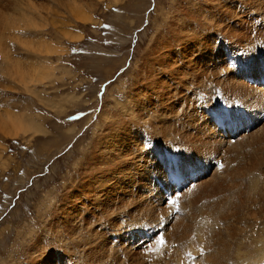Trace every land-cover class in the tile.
Wrapping results in <instances>:
<instances>
[{
    "label": "rangeland",
    "instance_id": "1",
    "mask_svg": "<svg viewBox=\"0 0 264 264\" xmlns=\"http://www.w3.org/2000/svg\"><path fill=\"white\" fill-rule=\"evenodd\" d=\"M1 1L2 0H0V36L4 34L1 28L6 29L7 27V32L5 30L6 39L3 43L7 47V55L12 59L6 62L3 52L0 50V118L1 115H4L3 117L8 115V117H12L14 120L20 118V120L25 121L26 119L23 125L26 124L25 126L27 128L23 126V131H28H26V133L16 131L18 125H15L11 120L6 121L3 119L0 123V264H30L31 260L37 264H41L43 261L45 264H92V262H94V264H133L134 262V264H142L147 260L148 261L145 262L146 264H155V262L156 264L160 262H162L160 264L192 263L190 258L185 256L186 253H189V256L194 255L197 257L194 261L195 264H212L213 262L217 264L215 262H219L220 259L225 260H221L223 264L226 260L228 262L226 264H264V249H262L264 248V134L262 137V134L260 136V134L256 135L253 133L257 126L264 125V115L258 117L256 108L254 109V107L251 106L250 102H258V97L255 96V94H251L253 93V88L256 86L249 85L243 78L244 73L240 71L246 70L250 76L252 74L254 76L257 73L254 69V63L257 62L255 58L259 56L258 60L264 61V56L262 57L261 55L263 53L261 49L264 51V2L257 0H224L225 2L223 0ZM241 2H243L244 5L241 4ZM259 2L261 3L257 4ZM209 5L211 6L209 7ZM261 8H263V10ZM184 13H186V15H183ZM22 14H24V18ZM211 16L212 18H209ZM222 16L224 17L223 20L221 19ZM213 17L216 19H213ZM225 19H227V21ZM235 19L238 20L236 21ZM10 20L11 22H9ZM208 21L212 23V25L210 23L208 25ZM235 21L239 27L233 24ZM175 22L180 25V27L176 26L177 31H181L180 34L185 32L183 44L190 55L185 57L186 54L184 55L180 49L179 55L173 58V61L176 62V67H180L179 69H181L184 74L182 81L185 82L181 83L184 86V90H182L183 87L180 86H177L179 93L178 91L172 90L167 98V102L169 103L166 105H169H165L166 108L165 106L162 107L156 104L139 108L137 104H133V114H142V119L138 122L140 123V128L133 130V134L130 136L129 144H131L129 148L131 149H128L129 151L126 149L127 157L121 161L119 171H116L110 176V181L107 177H98L97 184L99 182L103 184L102 188H98L96 187L97 184H94L92 180L90 182L89 161L90 152L91 149H93L95 140L97 141V139H99L100 135L104 132L103 128H106V123L104 124L103 120L107 121L105 118H110V120L116 122L115 117L117 116V111H119L118 108L120 106L122 107L120 110L121 113L126 114L128 112L129 114L131 112L132 109L128 111L129 109L127 108V110L125 106H127L130 99L133 100L135 97L132 93V88H137V86L144 87L142 84L143 82H140L137 77L139 75L138 73L142 75L143 73L145 74L146 69H151V67L154 68L153 65H150L151 63L147 62L146 58L153 60V56L157 54L159 56L161 55L159 53L161 47H158L157 42L160 38L163 39V37L167 36L168 32H166V30H170ZM6 24H8V26ZM227 24H230L228 26L229 28L226 27ZM214 25H217L219 28ZM223 26H225L228 31ZM220 27L224 28V31H227V33L223 32V29ZM257 29H259V31ZM260 30L263 31V33H261ZM257 31L261 34L256 33ZM224 33L229 36L226 37ZM247 33L250 38H248ZM261 35L262 38L260 37ZM210 38L214 39L211 40ZM234 38L238 39L236 40ZM244 39L247 43L248 40H250L249 43L251 45L247 44ZM230 42H232L231 44L233 45L239 44L237 46L240 48L238 49L236 45H234V49L233 45L227 44ZM180 43L179 41L178 44ZM154 45L157 49H154L156 48ZM192 45L193 48H191ZM191 50L196 52H192ZM205 50L208 51L205 52ZM150 51H152V54ZM198 52L201 53L199 54ZM251 55L253 58L254 56L256 57L253 59ZM203 56L204 58H202ZM230 56L235 59L231 65L228 63V57ZM142 57L146 60L144 58L142 59ZM13 61H16L17 66H14ZM169 65L171 66V62ZM187 66H189V68ZM142 68L145 69V72ZM196 71L198 72L194 73ZM212 75L214 77H212ZM162 76L159 74L160 79L171 87L173 83L170 82V78L163 74ZM198 76L200 80H198ZM230 76L235 77L239 81L242 79L241 82L245 84L242 86L239 85L238 87V84L230 80ZM201 78L203 79L201 80ZM210 79H213L211 83ZM193 81L196 83V86ZM149 83H152V81ZM179 88H181V90ZM240 88L241 90L239 91L238 89ZM256 88L259 90L263 89L262 86L261 88L260 86ZM223 89H225L226 93L223 92ZM246 90L247 93L243 92ZM186 92H188L189 95ZM238 92H241L239 96L237 95L239 94ZM249 93L251 94L250 96L248 95ZM183 96L187 98L186 101ZM187 96H189L190 99ZM237 96L239 98H237ZM240 96L243 98H240ZM198 100L199 102H197ZM172 103H174L175 107H173L174 105ZM170 104L173 106H170ZM177 105L178 107L181 105V107L178 109V107L176 108ZM201 106L203 108H201ZM167 107L170 108L168 109ZM225 107L238 109H235V112L230 117L231 124L234 125L235 133H231L229 136H227V134H229L232 129H229L222 123V121L227 119L228 109H225ZM161 108L164 111L161 110ZM173 108H175L174 111H176L173 113L174 116H171L173 115ZM124 110L127 111L124 112ZM192 110L197 112L193 113ZM147 111L148 114L146 113ZM166 111L169 112L167 113ZM189 111H192V113ZM190 113L195 117L193 118L190 116ZM155 114L159 116L156 115V117ZM184 114H186L187 118ZM215 114L220 116L219 119L215 117ZM143 116H145V118ZM183 117L185 118L184 121L187 120L185 122L189 124H185ZM196 118L201 122L200 124L198 122L199 125H202L204 121H206L205 123L214 131V136L216 137L217 135L219 137L221 132L225 131L226 133L223 135L222 139L225 140L223 142L225 146L224 144H222L223 147L219 146L212 137L210 139L206 138L207 143H202L207 146L203 147L202 145L201 148V143H199L201 141H199V139L202 135L204 137V133L201 126L198 125V127H196V124H194L195 122L193 120L197 122ZM157 120L158 122L160 121V124ZM151 122L154 125L152 126V130H150L152 125ZM207 122H210V124ZM155 123L157 125H155ZM190 124H192L191 127ZM29 126L31 128L34 126L32 129H34L33 131L35 133ZM101 126H103V128H101ZM251 126L252 128L247 132V129ZM173 127L178 130H175V132L172 131ZM179 127H182V129ZM193 127L195 129L201 127L202 132L199 130L200 128L198 129L199 131L196 130L197 132L193 131ZM163 128L165 130L167 129V134ZM2 129L7 130V132H17L18 135L16 137H8V135L1 133ZM186 129L189 130V132L192 131V134L190 133L191 136L193 135L192 138L189 132H186ZM179 132L182 135H180ZM194 132H196L195 134L197 135H195ZM162 133H165L166 137L165 135L162 137ZM134 134H136V136ZM178 136H181L182 139ZM157 138L161 140V142ZM248 138L251 139L249 140ZM133 139L134 141H132ZM173 139H175V141ZM180 139L185 143L183 144ZM185 139L187 140L185 141ZM190 139H194V141L198 140L199 142L195 141L193 144V142H191L193 140ZM201 140L205 141V137ZM208 140H211V143ZM175 142H177V144H175ZM196 143L199 146L198 148L202 149L200 151H204V153L201 154L198 152V154H195V152L197 153L198 151V149L194 151L196 150L195 148H197ZM189 144L191 146L195 145L196 147L190 148L191 146H189ZM209 144L211 145L209 146ZM215 145H218L219 148ZM135 146H137V148ZM214 147L216 150L218 149L217 152H214L215 149L212 150ZM204 148L206 151L208 148L211 149L207 151L209 154L205 153L206 151ZM186 149L190 150L187 151ZM228 150H232V152L229 153ZM185 154H189L188 156L191 158L188 157L187 160H185L186 156H183ZM204 154H206V156ZM213 154H215V156ZM250 154H253L254 158L252 155L250 157ZM193 155L195 156L193 157ZM242 155H246L248 159L245 156L242 157ZM145 157L147 158L146 160ZM255 158L257 159L255 160ZM236 159H238V161ZM148 160H150V162H147ZM233 160L235 162H233ZM203 161L206 165L203 164ZM242 161H245V169L244 166L241 167V165H244V163L241 164ZM238 162L240 163L239 167L242 169L243 173H240L241 171L239 172L241 169H239L237 165L239 164ZM207 166H209V168ZM144 168L146 169L143 170ZM228 168L230 171H233L229 172ZM167 170H170L172 173L175 172L182 178V184L178 185L179 189L177 186L173 188L175 192H172L169 181L166 179ZM225 171L226 173L224 174ZM234 171L235 173H233ZM236 172L239 174L238 177L240 178L235 176L237 175ZM244 174L246 177H249L242 178ZM210 175L213 176L211 177ZM230 175H232V177H230ZM233 176H235L234 179ZM132 178L134 180H132ZM169 179H171L170 176ZM205 179L206 181L204 182ZM225 179H231L228 180L231 186ZM238 179H241L242 182ZM124 180H128V182ZM104 181L106 182L104 183ZM140 182L143 186H141ZM199 183L200 186L198 185ZM215 184H217V187L214 188V186H216ZM218 185L221 186V190ZM91 186H93V190L90 189ZM225 187L227 188L225 189ZM234 187L237 188L235 189ZM231 188L233 189L231 190ZM128 193H130V195ZM146 193L148 196L147 198H145L144 195L141 196V194L146 195ZM213 193L216 195L213 196ZM124 194L126 197H123ZM199 194H201V196ZM129 196L130 198H128ZM137 199H139L140 202ZM238 199L241 200V202H239ZM135 200L136 203L138 202L136 205L139 206L141 203L143 206L140 204L139 208H136L138 206L135 207V202L131 203ZM145 200L147 201L145 202ZM157 200H160V202ZM127 201L128 203H126ZM161 201L163 203H161ZM122 203L126 208L121 206ZM129 203L133 206H130ZM149 204L151 207H155V209L149 207ZM189 204L192 208H190ZM113 206L116 210H114ZM117 207L121 210H118ZM232 207H235V209H232ZM122 208L124 214H129L123 215V213H121L123 212ZM127 208L129 212L126 211ZM129 208L131 209L129 210ZM134 209L136 210L135 212ZM138 209L139 212L137 211ZM222 213H224L226 217L221 216L223 215ZM228 213L229 215L232 213V216L230 217ZM247 213L248 215H246ZM250 213H253L251 217L249 216ZM147 214L152 218L150 217V219ZM236 215L239 219L235 217ZM217 216L218 218L221 216V219H217ZM116 218L119 219L117 220ZM122 218L125 219L121 221ZM223 218L228 219L224 221ZM186 219L188 220L186 221ZM232 220L237 221V223L235 222L236 225L232 224L234 223ZM174 222H190V226L192 227L190 230L192 231H189L191 235L188 233L189 236L186 237V242L180 241L176 243L177 239H175V241L174 238H170L174 237V234L170 237L166 236L168 228ZM198 224H201V227L198 226ZM231 226L233 228L234 226L237 227L232 229ZM230 230L235 231H233L234 234L233 232L232 234L236 236V239H229V236H233L231 232L229 233ZM215 232L216 234L217 232L219 234L221 233V236L218 234V236L215 237ZM227 232L230 234L229 236ZM117 235H119L120 238ZM224 235L226 238L223 237ZM219 236L221 240L218 239ZM109 237H112V240H110ZM198 237L199 239H197ZM216 238L223 243V246L221 244V248L223 247L222 249L225 250L220 248V242ZM103 240L105 242L106 252L103 251L102 253L98 252L95 248L96 246L99 247ZM170 240H174L175 242H171ZM230 241L233 243L231 242V244ZM214 242L218 243L219 249L224 252V256L219 250L216 251L218 245ZM225 243L226 245H224ZM176 244L178 246H175ZM132 248H135L134 251ZM213 249H215V254H220H216L218 259L217 257L215 258L214 254V258L217 259V261L212 260L213 262L209 263L208 259L205 258L210 255L208 252L214 251ZM159 251L160 256H162V259L160 258L161 261L159 259ZM226 251L228 253H226ZM125 252H127V254ZM105 253L107 256L109 255L108 258ZM150 254L154 255V257L159 256L157 257L159 262L157 258H154L156 261H152L151 258H149L152 256ZM177 254L179 256H177ZM140 255L146 256L147 258H138ZM221 255L223 257H221ZM128 256H130V258L132 256L131 259L133 260H130L131 262L128 260L130 259ZM113 257L115 258L114 261H112L114 259ZM163 258L164 263L162 261ZM138 260H141L142 263L141 261L138 262ZM165 260H168V262ZM96 261H98V263ZM219 263L222 264L221 262Z\"/></svg>",
    "mask_w": 264,
    "mask_h": 264
},
{
    "label": "bare ground",
    "instance_id": "2",
    "mask_svg": "<svg viewBox=\"0 0 264 264\" xmlns=\"http://www.w3.org/2000/svg\"><path fill=\"white\" fill-rule=\"evenodd\" d=\"M3 1V0H2ZM1 1V2H2ZM206 1V0H205ZM215 1V0H214ZM224 1V0H223ZM248 1H251V0H248ZM256 1V0H255ZM257 1H262V2H264V0H257ZM21 2V1H20ZM225 2V1H224ZM238 2V1H237ZM245 2V1H244ZM59 3V2H58ZM214 3V2H213ZM216 3H217V1H216ZM220 3V2H219ZM219 3H218V5H219ZM261 2H259V3H257V4H260ZM67 4H68V2H67ZM74 4V3H73ZM210 4V3H209ZM223 4V3H222ZM227 4V3H226ZM231 4V3H230ZM241 4H243V2H241ZM247 4V3H246ZM251 4V3H250ZM256 4V3H255ZM257 4L255 5L256 7H257ZM2 5V4H1ZM7 5H8V3H7ZM206 5V4H205ZM244 5V4H243ZM68 6V5H67ZM75 6V5H74ZM211 5H209V7H210ZM227 6V5H226ZM242 6V5H241ZM264 6V5H263ZM215 7V6H214ZM225 7V6H224ZM252 7V6H251ZM234 8V7H233ZM233 8H231V9H233ZM199 9V8H198ZM221 9V8H220ZM235 9V8H234ZM233 9V10H234ZM262 10H263V8H261ZM260 9V10H261ZM8 10V9H7ZM208 10V9H207ZM253 10V9H252ZM261 10V11H262ZM79 11V10H78ZM206 11V10H205ZM210 11V10H209ZM221 11V10H220ZM223 11V10H222ZM228 11V10H227ZM231 11V10H230ZM229 11V12H230ZM259 11V10H258ZM7 12V11H6ZM75 12V11H74ZM217 12V11H216ZM257 12V11H256ZM263 12V11H262ZM212 13V12H211ZM210 13V14H211ZM221 13V12H220ZM225 13V12H224ZM247 13V12H246ZM260 13V12H259ZM258 13V14H259ZM73 14V13H72ZM213 14H214V12H213ZM218 14V13H217ZM216 14V15H217ZM226 14H229V13H226ZM251 14V13H250ZM183 15H186V13H184ZM219 15V14H218ZM217 15V16H218ZM222 15H223V13H222ZM233 15V14H232ZM249 15V14H248ZM22 16H23V18H24V14H22ZM217 16H215V17H217ZM228 16V15H227ZM226 16V17H227ZM250 16V15H249ZM252 16H253V14H252ZM215 17H213V19H216ZM221 17V16H220ZM225 17V18H226ZM231 17V16H230ZM209 18H212V16L211 17H209ZM223 16H222V20H223ZM244 18V17H243ZM263 18H264V16H263ZM203 19V18H202ZM212 19V20H213ZM246 19V18H245ZM261 19V18H260ZM207 20H209V19H207ZM206 20V21H207ZM212 20H211V22H212ZM221 20V21H222ZM226 21H227V19H225ZM230 20V19H229ZM236 20V19H235ZM238 20V19H237ZM236 20V21H237ZM7 21V20H6ZM236 21H235V23H233L234 25L236 24ZM9 22H11V20L9 21ZM170 22V21H169ZM180 22V21H179ZM214 22V21H213ZM233 22V21H232ZM250 22V21H249ZM263 22H264V20H263ZM21 23V22H20ZM25 23V22H24ZM28 23V22H27ZM209 21H208V25H209ZM219 23H221V22H219ZM174 25H172V28L170 29V30H166V32H168V34H167V36H165V37H163V39H159V41L157 42V45H158V47L160 46L161 47V49H159V53L161 54L160 56L157 54L156 56H153L154 57V59L153 60H149L148 58H146L147 59V62H149V63H151L150 65H153V67L154 68H152L151 67V69H143V71L145 72V74L143 75H141L140 73H138L139 75L137 76L138 77V79H139V81L141 82H143L142 84H143V86L144 87H142V86H137V88L135 87H133L132 88V93L135 95V97H134V99L132 100V99H130L129 100V102H128V104H127V106H125L126 107V109L128 110V111H130V109H132V106H133V104H137L138 105V107L139 108H142V107H148V106H151V105H154V104H156V105H160V106H162V107H164L167 103H169V102H167V98H168V96L170 95V92L173 90V91H178V88H177V86H180V87H183L182 88V90H184V86H183V84H181L182 82H185V81H182L183 80V76H184V74L182 73V70L181 69H179L178 67H176V65H175V61H173V58H175V57H177V55H179L178 53H179V50L181 51V52H183V54L185 55L186 54V56L185 57H187L188 55H189V51L184 47L185 45L183 44V41L185 40V36H184V34H185V32H182L181 34H180V32L179 31H177V27L176 26H178V27H180V25H178L177 24V22H175V23H173ZM200 24V23H199ZM211 25H212V23H210ZM230 24H232V23H230ZM229 24V25H230ZM7 26H8V24H6ZM219 25V24H218ZM221 25V24H220ZM224 25V24H223ZM228 24H227V28H229L228 26H229ZM237 25V27H239L238 26V24H236ZM261 25H263V24H261ZM2 26V25H1ZM167 26V25H166ZM215 27H218L217 25H214ZM170 27V26H169ZM212 27V26H211ZM225 29H227L225 26H223ZM237 27H236V30H237ZM207 28H209V27H207ZM214 28V27H213ZM212 28V29H213ZM219 28V27H218ZM220 28H222V27H220ZM224 28H222L223 29V32H226L227 33V31H228V29H227V31H224L225 29ZM246 28V27H245ZM259 28V27H258ZM261 28V27H260ZM190 29V28H189ZM217 29V28H216ZM215 29V30H216ZM234 29V28H233ZM5 30H6V32H7V27H6V29H3V28H1V31H3L4 32V34H1V36H0V50L3 52V55H4V57H5V59H6V62H9V61H11V59H10V57L7 55L8 53H7V47L5 46V44L3 43L4 42V40L6 39V36H5ZM235 30V31H236ZM258 31H259V29H257ZM191 31V30H190ZM217 31V30H216ZM215 31V32H216ZM235 31H233V32H235ZM238 31V30H237ZM236 31V32H237ZM240 31V30H239ZM256 32V33H259V32ZM261 31V30H260ZM264 31V30H263ZM263 31H261V33H263ZM245 32V31H244ZM191 33H192V31H191ZM217 33V32H216ZM230 33H231V30H230ZM239 33V32H238ZM237 33V34H238ZM241 33H243V32H241ZM241 33H240V36H241ZM249 33V32H248ZM247 33V34H248ZM261 33H259V34H261ZM225 34V33H224ZM232 34V33H231ZM222 35V34H221ZM226 35V37L227 36H229V35H227V34H225ZM234 35V34H233ZM232 35V36H233ZM184 36V37H183ZM203 36V35H202ZM239 36V35H238ZM237 36V37H238ZM239 36V37H240ZM245 36H246V33H245ZM225 37V36H224ZM235 37H236V35H235ZM242 37V36H241ZM261 38H262V35L260 36ZM194 38V37H193ZM231 38H233V37H231ZM245 38V37H244ZM247 38V37H246ZM248 38H250V36H249V34H248ZM264 38V37H263ZM165 39V40H164ZM167 39V40H166ZM188 39V38H187ZM211 40L212 39H214V38H210ZM227 39H229V38H227ZM234 39H236V38H234ZM238 39V38H237ZM236 39V40H237ZM207 40V39H206ZM210 40V41H211ZM245 40V39H244ZM181 42L180 44H178V42ZM203 41H205V40H203ZM232 41V40H231ZM235 41V40H234ZM246 41V40H245ZM249 41L250 40H248V43H247V41H246V43L247 44H250L249 43ZM264 41V40H263ZM186 42V41H185ZM195 42V41H194ZM202 42V41H201ZM209 42V41H208ZM233 42V41H232ZM232 42H230V43H227V44H231ZM156 43V42H155ZM234 43V42H233ZM244 43V42H243ZM204 44V43H203ZM206 44H207V42H206ZM172 45H175V46H172ZM231 45H233V44H231ZM234 45H236V48H238V46L237 45H239V44H234ZM234 45H233V47H234ZM251 45V44H250ZM262 45V44H261ZM260 45V46H261ZM155 46V45H154ZM205 46V45H204ZM211 46V45H210ZM263 46H264V43H263ZM152 47H153V45H152ZM156 47V46H155ZM206 47V46H205ZM204 47V48H205ZM208 47V46H207ZM212 47V46H211ZM245 47V46H244ZM247 47V46H246ZM191 48H193V45H192V47ZM196 48V47H195ZM231 48H232V46H231ZM240 48V47H239ZM238 48V49H239ZM253 48H254V46H253ZM152 49V48H151ZM154 49H157V47L156 48H154ZM234 49H235V47H234ZM153 50V49H152ZM197 50V49H196ZM204 50V49H203ZM242 50V49H241ZM262 51L261 52H263L261 55H262V57L264 56V51H263V49H261ZM192 51V50H191ZM194 51V50H193ZM192 51V52H193ZM200 51H201V48H200ZM206 51H208V50H205V52ZM213 51V50H212ZM219 51V50H218ZM244 51V50H243ZM151 52V54H152V51H150ZM157 52V51H156ZM194 52H196V51H194ZM236 52V51H235ZM259 52V51H258ZM199 53V52H198ZM201 53V52H200ZM199 53V54H200ZM210 53V52H209ZM217 53V52H216ZM215 53V54H216ZM153 54H155V53H153ZM182 54V55H183ZM211 54V53H210ZM255 55V54H254ZM260 55V56H261ZM190 56V55H189ZM198 56V55H197ZM211 56H213V55H211ZM216 56V55H215ZM250 56V55H249ZM258 56V55H257ZM199 57V56H198ZM245 57V56H244ZM251 57L253 58V56L251 55ZM250 57V58H251ZM256 56H254V58H255ZM259 57V56H258ZM258 57H256L255 58V60H257V62L256 63H254L255 64V67H254V69L256 70V74L253 76V74L251 75V76H253L254 78H259L260 76H264V61L263 60H258ZM144 57H142V59H143ZM201 58V57H200ZM202 58H204V56L202 57ZM206 58V57H205ZM208 58V57H207ZM215 58V57H214ZM216 58H220V57H216ZM222 58V57H221ZM246 58V57H245ZM244 58V59H245ZM249 58V57H248ZM248 58H247V60H248ZM253 58V59H254ZM145 59V58H144ZM145 59V60H146ZM188 59H189V57H188ZM252 59V60H253ZM263 59V58H262ZM176 60V59H175ZM204 60V59H203ZM222 60V59H221ZM250 60V59H249ZM144 61V60H143ZM177 61V60H176ZM210 61V60H209ZM263 61V62H262ZM14 62V66H17V63H16V61H13ZM146 62V61H145ZM170 62H171V66L169 65L170 64ZM212 62V61H211ZM215 62V61H214ZM219 62V61H218ZM252 62V61H251ZM11 63V62H10ZM148 63V64H149ZM189 63V62H188ZM192 63H193V61H192ZM199 63V62H198ZM147 64V65H148ZM194 64V63H193ZM196 64V63H195ZM201 64V63H200ZM205 64V63H204ZM207 64H209V63H207ZM216 64V63H215ZM238 64V63H237ZM18 65H19V63H18ZM169 65V66H168ZM175 65V66H174ZM182 65V64H181ZM186 65V64H185ZM189 65H191V64H189ZM143 66V65H142ZM204 66V65H203ZM211 66V65H210ZM214 66V65H213ZM254 66V65H253ZM188 68H189V66H187ZM193 67V66H192ZM209 67V66H208ZM212 67V66H211ZM218 67V66H217ZM217 67H216V69H217ZM150 68V67H149ZM182 68V67H181ZM194 68V67H193ZM221 68V67H220ZM219 68V69H220ZM140 69V68H139ZM192 69V68H191ZM214 69V68H213ZM215 69V70H216ZM218 69V70H219ZM141 70V69H140ZM194 70V69H193ZM192 70V71H193ZM196 70H197V68H196ZM200 70L202 71V69L200 68ZM210 70V69H209ZM22 71V70H21ZM142 71V70H141ZM205 71H206V69H205ZM208 71V70H207ZM213 71V70H212ZM220 71V70H219ZM140 72V71H139ZM185 72V71H184ZM198 71H196V72H194V73H197ZM204 72V71H203ZM42 73H43V71H42ZM206 73V72H205ZM219 73V72H218ZM228 73V72H227ZM29 74V73H28ZM39 74H41V73H39ZM159 74H161V76H162V74L164 75V76H168L169 78H170V82H172L173 84L171 85V87L169 86V85H166V83H164V81L162 80V79H160V77H159ZM188 74V73H187ZM202 74V73H201ZM30 75H31V73H30ZM29 75V76H30ZM36 75V74H35ZM194 75V74H193ZM211 75V74H210ZM222 75V74H221ZM220 75V76H221ZM196 76H197V74H196ZM40 77H41V75H40ZM141 77H143V78H141ZM163 77V76H162ZM191 77V76H190ZM201 77V76H200ZM204 77V76H203ZM208 77V76H207ZM212 77H214L213 75H212ZM141 78V79H140ZM165 78V77H164ZM197 78V77H196ZM198 78H199V76H198ZM168 79V78H167ZM187 79H189V78H187ZM203 78H201V80H202ZM208 79V78H207ZM144 80V81H143ZM165 80V79H164ZM198 80H200V78L198 79ZM211 80H213V79H210V83H211ZM230 80L231 81H234L235 82V84H238V87H239V85L240 86H242V85H244L245 83L244 82H241V80L239 81L238 79H236L235 77H232V76H230ZM152 81V83H149V82H151ZM189 81V80H188ZM188 81H186V82H188ZM194 82V81H193ZM203 82V81H202ZM205 83H207V82H205ZM230 83V82H229ZM231 83H233V82H231ZM189 84H190V82H189ZM199 84V83H198ZM220 84V83H219ZM223 84V83H222ZM191 85V84H190ZM194 85L196 86V83L194 82ZM206 85V84H205ZM233 86H235L234 84H232ZM247 85V84H246ZM135 86V85H134ZM217 86V85H216ZM248 86V85H247ZM247 86H246V89H247ZM197 87H198V85H197ZM220 87V86H219ZM251 87V86H250ZM257 87V86H256ZM253 88V93H251L252 95H254L255 94V96H257L258 97V102L257 103H255V102H250V104H251V106L252 107H254V109L256 108V111L258 112V117H261L262 115H264V112H263V110H264V88L262 89V90H259V89H257V88ZM187 88H188V86H187ZM195 89H198V88H196V87H194ZM206 88V87H205ZM220 88H222V87H220ZM245 88V87H244ZM243 88V89H244ZM260 88H261V86H260ZM180 90H181V88H179ZM201 89H202V87H201ZM203 89H204V87H203ZM187 90V89H186ZM224 91L223 92H225V89H223ZM239 91L241 90V88L240 89H238ZM258 90V91H257ZM192 91V90H191ZM203 91V90H202ZM189 92H190V90H189ZM198 92V91H197ZM213 92V91H212ZM243 92H246L247 93V90L246 91H243ZM242 92V93H243ZM252 92V91H251ZM178 93H179V91H178ZM177 93V94H178ZM183 93V92H182ZM181 93V94H182ZM187 94H188V92H186ZM192 93H194V92H192ZM200 93H202V92H200ZM215 93V92H214ZM226 93V92H225ZM229 93V92H228ZM234 93V92H233ZM237 93V92H236ZM239 93V92H238ZM173 94V93H172ZM199 94V93H198ZM207 94V93H206ZM212 94V93H211ZM210 94V95H211ZM241 94V92L239 93V94H237L238 96ZM250 93L248 94L249 96L251 95ZM174 95H175V93H174ZM184 95H185V93H184ZM189 95V94H188ZM217 95V94H216ZM243 95V94H242ZM193 96V95H192ZM195 96V95H194ZM200 96V95H199ZM237 96V98H239ZM188 98H189V96H187ZM171 98V97H170ZM172 98H174V97H172ZM183 98H185V101H186V97H184L183 96ZM204 98V97H203ZM236 98V97H235ZM240 98H243V97H241L240 96ZM251 98H252V96H251ZM190 99V98H189ZM208 99V98H207ZM142 100V101H141ZM177 100V99H176ZM182 100V99H181ZM196 100V99H195ZM194 100V101H195ZM201 100V99H200ZM236 100V99H235ZM239 100V99H238ZM247 100V99H246ZM253 100V99H252ZM256 100H257V98H256ZM174 101V100H173ZM173 101H171V102H173ZM184 101V102H185ZM187 101H189V100H187ZM207 101V100H206ZM255 101V100H254ZM170 102V103H171ZM179 102V101H178ZM184 102H183V104H184ZM197 102H199V100L197 101ZM202 102V101H201ZM237 102V101H236ZM239 102H240V100H239ZM238 102V103H239ZM242 102H243V100H242ZM241 102V103H242ZM246 102V101H245ZM176 103V102H175ZM181 103V102H180ZM179 103V104H180ZM187 103V102H186ZM203 103V102H202ZM205 103V102H204ZM206 103H208V102H206ZM210 103H212V102H210ZM173 105H174V103H172ZM172 104H170V106L172 105ZM192 104H193V102H192ZM194 104H195V102H194ZM228 104V103H227ZM242 104H244V103H242ZM169 105V104H168ZM168 105H166V106H168ZM172 105V106H173ZM182 105V104H181ZM181 105H180V107H181ZM185 105H187V104H185ZM196 105H197V103H196ZM207 105V104H206ZM235 105V104H234ZM247 105V104H246ZM245 105V106H246ZM261 105H263V106H261ZM166 106H165V108H166ZM187 106H189V105H187ZM195 106V105H194ZM242 106V105H241ZM124 107V108H125ZM131 107V108H130ZM173 107H175V105L173 106ZM178 107V105L176 106V108ZM180 107H178V109L180 108ZM197 107V106H196ZM154 108V107H153ZM168 108V107H167ZM170 108V107H169ZM168 108V109H169ZM172 108V107H171ZM185 108H186V110H187V107L185 106ZM192 108V107H191ZM201 108H203L202 106H201ZM201 108H200V110H201ZM211 108V107H210ZM239 108V107H238ZM122 109V107L120 106L119 108H118V110L119 111H117L118 113H117V116L115 117V119H116V122L115 121H113V120H110V118H105L107 121H104L103 120V122H104V124L106 123V128H103V126H101V128H103L104 129V132L100 135V137H99V139H97V141L95 140V142H94V145H93V149H91V152H90V161H89V170H90V182H91V180L93 181V183L94 184H97V179H98V177L99 178H101L100 176H103V178L104 177H107L108 178V180L110 181V176L112 175V174H114L116 171H119V167H120V163H121V161L122 160H124L126 157H127V151H126V149L128 150V149H131V148H129V145L131 144H129V140H130V136L133 134V130H136V129H138V128H140V123H138L141 119H142V114L141 115H135V114H133V109L131 110V112L128 114V112L126 113V114H124V113H121V110ZM136 109V108H135ZM147 109V108H146ZM174 109L175 108H173L172 110H173V112H172V114L176 111H174ZM184 109V108H183ZM234 109V108H233ZM235 109H237V108H235ZM248 109V108H247ZM251 109V108H250ZM126 110V111H127ZM161 110H163L162 108H161ZM182 110V109H181ZM191 110V109H190ZM196 110H198V109H196ZM211 110V109H210ZM238 110V109H237ZM125 110H124V112H126ZM146 111V110H145ZM150 111V110H149ZM152 111V110H151ZM164 111V110H163ZM193 111V110H192ZM192 111H189V112H191L192 113ZM220 111V110H219ZM218 111V112H219ZM135 112V111H134ZM141 112V111H140ZM155 112V111H154ZM157 112V111H156ZM159 112V111H158ZM167 112V111H166ZM169 112V111H168ZM167 112V113H168ZM181 112V111H180ZM195 111H193V113H194ZM197 112V111H196ZM195 112V113H196ZM139 113V112H138ZM147 114H148V111L146 112ZM162 113V112H161ZM182 113V112H181ZM185 113V112H184ZM190 113V116H192V114ZM221 113V112H220ZM145 114V113H144ZM150 114H151V112H150ZM154 114V113H153ZM158 114V113H157ZM157 114H155V116L157 115ZM165 114V113H164ZM187 114H189V113H187ZM217 114H219V113H217ZM217 114H215L216 116V118L217 119H219V115H217ZM162 115V114H161ZM176 115V114H175ZM185 115V117H186V114H184ZM200 115V114H199ZM209 115V114H208ZM235 115V114H234ZM255 115H256V113H255ZM4 115H1V118H0V123L2 122V120L3 119H5L6 121H8V120H11V121H13V123H15V125H18L17 127H16V131H18V132H24V133H26V131H28V130H26V131H23V126L25 127V128H27L25 125H23L24 124V122H26V119L25 118H23V119H25V121H22V120H20V118H18L17 120H14V118H12V117H8V115H6L5 117H3ZM146 116H148V115H146ZM157 116H159V115H157ZM156 116V117H157ZM164 116V115H163ZM165 116L167 117V115L165 114ZM171 116H174V114L173 115H171ZM188 116V115H187ZM239 116V115H238ZM3 117V118H2ZM144 118H145V116H143ZM149 117V116H148ZM189 117V116H188ZM193 117V116H192ZM192 117H190V118H192ZM195 117V116H194ZM193 117V118H194ZM199 117V116H198ZM235 117V116H234ZM257 117V116H256ZM159 118V117H158ZM176 118V117H175ZM187 118V117H186ZM241 118V117H240ZM146 119H148V118H146ZM156 119V118H155ZM178 119H179V117H178ZM184 117H183V121H184ZM189 119V118H188ZM202 119V118H201ZM235 119H237V118H235ZM234 119V120H235ZM170 120V119H169ZM175 120V119H174ZM180 120V119H179ZM191 120V119H190ZM196 120H197V118H196ZM216 120V119H215ZM221 120V119H220ZM145 121V120H144ZM163 121V120H162ZM161 121V122H162ZM167 121H168V118H167ZM171 121V120H170ZM173 121V120H172ZM178 121V120H177ZM185 121H187V120H185ZM184 121V122H185ZM192 121V120H191ZM195 123H194V122ZM192 122L194 123V124H196V127H198V125L201 123V122H199V119L197 120V122L195 121V120H193ZM154 122H156V121H154ZM157 122H158V120H157ZM160 122V121H159ZM158 122V123H159ZM165 122V121H164ZM180 122H181V120H180ZM198 122H199V124H198ZM206 121H204V123L202 124V125H199V126H201L202 127V130H203V133H204V137H205V141L203 140H201L202 138H204L203 137V135H202V137L199 139V141H201V142H199L198 140H195V141H198L199 143H201V148H202V145H203V143L204 144H206L207 142H206V138L207 139H210V138H212L213 137V140L215 141V142H217V144L219 145V146H221V147H223V145L222 144H224L223 142L225 141V140H222L223 139V135L226 133L225 131H222L221 132V135H219V137H218V135H217V137L216 136H214L215 135V133H214V131L210 128V127H208L207 126V124L205 123ZM12 123V122H11ZM152 123V122H151ZM150 123V124H151ZM171 123V122H170ZM173 123V122H172ZM176 123V122H175ZM174 123V124H175ZM207 123H209L210 124V122H207ZM5 124V123H4ZM28 124V123H27ZM30 124V123H29ZM118 124V125H117ZM149 124V125H150ZM160 124V123H159ZM185 124H189L188 122L186 123L185 122ZM193 124V125H194ZM11 125V124H10ZM31 125V124H30ZM33 125V124H32ZM155 125H157L156 123H155ZM169 125V124H168ZM178 125V124H177ZM13 126H14V124H13ZM152 126H154L153 125V123H152V125H151V128H150V130H152L153 128H152ZM161 126H163V125H161ZM171 126V125H170ZM175 126V125H174ZM187 126V125H186ZM192 126V124H190V127ZM212 126V125H211ZM30 127V126H29ZM29 127H28V129H29ZM148 127V126H147ZM184 127V126H183ZM201 127H199V128H197V129H195L194 127V130L193 131H196V130H200L201 131ZM8 128V127H7ZM9 128H12V127H9ZM32 128H34V126L32 127ZM31 127H30V129H32ZM160 128V127H159ZM159 128H158V130H159ZM169 128V127H168ZM174 128V129H173ZM172 128V131H174L175 132V130H178V129H175V127H173ZM180 128V127H179ZM192 128V129H193ZM161 129H162V127H161ZM164 129V128H163ZM180 129H182V127L180 128ZM1 130V129H0ZM34 129H32V131H33ZM36 130V129H35ZM155 130V129H154ZM167 130V129H166ZM166 130L164 129V131L166 132ZM169 131H170V128L168 129ZM198 130V131H199ZM9 131V130H8ZM30 131V130H29ZM157 131V130H156ZM171 131V132H172ZM180 131V130H179ZM189 132V130H187L186 129V132ZM34 132V131H33ZM141 132V131H140ZM160 132V131H159ZM162 132H163V130H162ZM178 132V131H177ZM192 132V131H191ZM191 132H189V134L191 133ZM197 132V131H196ZM196 132H194V134L196 133ZM202 132V131H201ZM228 132V131H227ZM253 132V131H252ZM1 133H4V135H8V137H10V136H13V137H16L17 135H18V133L17 132H14V131H10V132H7V130H3L2 129V131H1ZM35 133V132H34ZM169 133V132H168ZM184 133V132H183ZM198 133H200V132H198ZM254 134H256V135H258V134H260V136H261V134H262V137H263V134H264V125L263 126H261V125H259V126H257V128H256V130H255V132H253ZM23 134V133H22ZM166 134H167V132H166ZM169 134H171V133H169ZM175 134V133H174ZM179 134H180V132H179ZM192 134V133H191ZM191 134H190V137L192 138V136H191ZM252 134V133H251ZM251 134H249V135H251ZM135 136H136V134H134ZM142 135V134H141ZM156 135V134H155ZM163 135H165V133H162V137H163ZM171 135H173V134H171ZM180 135H182V134H180ZM188 135V134H187ZM195 135H197V134H195ZM194 135V136H195ZM200 135V134H199ZM198 135V136H199ZM255 135V136H256ZM158 136V135H157ZM170 136V135H169ZM176 136V135H175ZM245 136H246V134H245ZM134 137V136H133ZM139 137V136H138ZM137 137V138H138ZM154 137V136H153ZM152 137V138H153ZM165 137H166V135H165ZM179 137V136H178ZM181 137V136H180ZM179 137V138H180ZM184 138H186L185 136H183ZM174 138V137H173ZM178 138V139H179ZM196 138V137H195ZM255 138V137H254ZM260 138V137H259ZM135 139V138H134ZM134 139L132 140V141H134ZM144 139V138H143ZM154 139H155V137H154ZM158 139V138H157ZM161 139V138H160ZM163 139V138H162ZM181 139H182V137H181ZM180 139V140H181ZM189 139V138H188ZM249 139V138H248ZM251 139V138H250ZM249 139V140H250ZM264 139V138H263ZM137 140V139H136ZM139 140H141V139H139ZM156 140V139H155ZM154 140V141H155ZM159 140V139H158ZM157 140V141H158ZM170 140V139H169ZM174 141H175V139H173ZM187 139H185V141H186ZM190 140H193V141H191V142H193V144L195 143V141H194V139H190ZM258 140H260V139H258ZM160 142H161V140H159ZM208 141H210V143H211V140H208ZM180 142V141H179ZM181 142H183V144L185 143L184 141H182L181 140ZM197 142V143H198ZM203 142V143H202ZM206 142V143H205ZM156 143V142H155ZM188 143V142H187ZM196 143V145H197V148H195L193 145L191 146L190 144H189V146H191L190 148H195L196 150H194V151H197V149H198V151H197V153L195 152V154H198V152H200L201 154L202 153H204V151H200V150H202L201 148L199 149L198 147V144ZM209 143V142H208ZM259 143H260V141H259ZM175 144H177V142H175ZM212 144H213V142H212ZM258 144V143H257ZM261 144V143H260ZM159 145V144H158ZM160 145H161V143H160ZM172 145V144H171ZM179 145V144H178ZM182 145V144H181ZM180 145V146H181ZM186 145V144H185ZM211 144H209V146H210ZM214 145V144H213ZM218 145H215V146H218ZM246 145V144H245ZM254 145V144H253ZM147 146V145H146ZM156 146V145H155ZM204 146H207V145H203V147ZM219 146H218V148H219ZM224 146H225V144H224ZM256 146V145H255ZM259 146H261V145H259ZM258 146V147H259ZM136 148H137V146H135ZM157 147V146H156ZM160 147V146H159ZM187 147H188V145H187ZM243 147V146H242ZM245 147H248V146H245ZM152 148V147H151ZM167 148V147H166ZM181 148V147H180ZM183 148H184V146H183ZM207 148V147H206ZM211 148V147H210ZM257 148V147H256ZM262 148V147H261ZM260 148V149H261ZM205 149V148H204ZM215 149V147L212 149V150H214ZM253 149V148H252ZM264 149V148H263ZM187 151H189L188 149H186ZM209 150H211V149H209L208 148V150L207 151H209ZM216 150V149H215ZM214 150V152H217V150L215 151ZM225 150H226V148H225ZM238 150V149H237ZM262 150V149H261ZM129 151V150H128ZM148 151V150H147ZM187 151H185V152H187ZM205 151H206V149H205ZM205 152V153H208L209 154V152ZM219 151H221V150H219ZM218 151V152H219ZM229 151V150H228ZM131 152H132V150H131ZM151 152V151H150ZM184 152V153H185ZM191 152V151H190ZM193 152V151H192ZM213 152V151H212ZM212 152H211V156H212ZM213 152V153H214ZM226 152V151H225ZM230 152H232V150L231 151H229V153ZM143 153V152H142ZM158 153V152H157ZM187 153H189V152H187ZM194 153V152H193ZM221 153V152H220ZM138 154V153H137ZM165 154V153H164ZM192 154V153H191ZM200 154V155H201ZM216 154V153H215ZM215 154H213L214 156H215ZM219 154V153H218ZM224 154V153H223ZM238 154V153H237ZM248 154V153H247ZM128 155H129V153H128ZM142 155V154H141ZM144 155H145V153H144ZM143 155V156H144ZM148 155V154H147ZM189 155V154H188ZM188 155H183V156H186V159L185 160H187V158L188 157H190V156H188ZM205 156H206V154H204ZM251 155H252V157L254 158V156H253V154H250L249 156L251 157ZM195 155H193V157H194ZM197 156V155H196ZM202 156V155H201ZM211 156H208V157H211ZM213 156V157H214ZM219 156H220V154H219ZM218 156V157H219ZM230 156V155H229ZM243 156H245L246 157V155H242V157ZM132 157V156H131ZM149 157V156H148ZM164 157V156H163ZM193 157H192V159H193ZM197 157H199V156H197ZM208 157H207V159H208ZM227 157V156H226ZM234 157H235V155H234ZM238 157V156H237ZM260 157V156H259ZM184 158V157H183ZM183 158H182V160H183ZM191 158V157H190ZM189 158V159H190ZM212 158V157H211ZM228 158V157H227ZM227 158H225V159H227ZM247 159H248V157H246ZM131 159V158H130ZM143 159V158H142ZM147 158L145 157V160H146ZM153 159H154V157H153ZM203 159V158H202ZM222 159V158H221ZM229 159L231 160V158L229 157ZM234 159V158H233ZM240 159V158H239ZM251 159V158H250ZM257 158H255V160H256ZM259 159V158H258ZM263 159V158H262ZM133 160V159H132ZM135 160V159H134ZM144 160V161H145ZM155 160V159H154ZM167 160V159H166ZM206 160V159H205ZM237 161H238V159H236ZM243 160V159H242ZM244 160L246 161V159L244 158ZM252 160V159H251ZM131 161V160H130ZM153 161V160H152ZM189 161V160H188ZM191 161V160H190ZM196 161V160H195ZM199 161H200V159H199ZM207 161V160H206ZM205 161V162H206ZM212 161V160H211ZM214 161V160H213ZM225 161V160H224ZM228 161V160H227ZM226 161V162H227ZM245 161H242V163L241 164H243ZM250 161V160H249ZM147 162H150V160H148ZM154 162V161H153ZM194 162V161H193ZM233 162H235L234 160H233ZM129 163V162H128ZM134 163H136V162H134ZM140 163V162H139ZM187 163V162H186ZM209 163V162H208ZM228 163V162H227ZM239 163V162H238ZM116 164V165H115ZM190 164V163H189ZM193 164V163H192ZM203 164H204V161H203ZM249 164H251V163H249ZM127 165H129V164H127ZM149 165V164H148ZM155 165V164H154ZM157 165V164H156ZM155 165V166H156ZM197 165H198V163H197ZM204 165H206V164H204ZM210 165V164H209ZM238 165V167L240 166V163L239 164H237ZM133 166V165H132ZM135 166V165H134ZM141 166V165H140ZM140 166H139V168H140ZM158 166V165H157ZM212 166V165H211ZM242 166H244V169H245V163H244V165H241V167ZM125 167V166H124ZM127 167V166H126ZM145 167V166H144ZM153 167V166H152ZM197 167V166H196ZM208 168H209V166H207ZM248 167V166H247ZM139 168H138V170H139ZM143 168V167H142ZM149 168V167H148ZM111 169V170H110ZM132 169H133V167H132ZM135 169V168H134ZM146 168H144L143 170H145ZM239 169H241L240 167H239ZM87 170V169H86ZM109 170H110V172H109ZM122 170V169H121ZM126 170V169H125ZM127 170H128V168H127ZM147 170H149V169H147ZM200 170V169H199ZM228 170H229V168H228ZM234 170H235V167H234ZM237 170V169H236ZM249 170V169H248ZM134 171V170H133ZM136 171V170H135ZM140 171H142V170H140ZM152 171V170H151ZM233 171V170H232ZM232 171H230L229 170V172H232ZM241 171V172H240ZM245 171V170H244ZM127 172V171H126ZM136 172H138V171H136ZM135 172V173H136ZM239 172L240 173H243L242 172V169L241 170H239ZM246 172V171H245ZM85 173V172H84ZM118 173V172H117ZM117 173H116V175H117ZM134 173V174H135ZM139 173H141V172H139ZM138 173V174H139ZM151 173V172H150ZM226 173V171L224 172V174ZM228 173V172H227ZM233 173H235V171L233 172ZM106 174H107V176H106ZM123 174V173H122ZM148 174V173H147ZM218 174V173H217ZM223 174V175H224ZM236 174L237 175H235V176H237L238 177V173L236 172ZM246 174V173H245ZM242 175V178H244V177H246V175ZM250 174V173H249ZM132 175H133V173H132ZM136 175V174H135ZM143 175V174H142ZM149 175V174H148ZM214 175V174H213ZM213 175H210L211 177L213 176ZM227 175V174H226ZM114 176V175H113ZM120 176H121V174H120ZM125 176V175H124ZM139 176V175H138ZM144 176V175H143ZM167 176H168V178H167ZM169 176H170V178H175L176 180H177V182L178 183H180V184H182L181 182H182V178L180 177V176H178L175 172H171L170 170H167L166 171V179L169 181V186H170V189L172 190V192H175L174 191V189L173 188H175V185L173 186L171 183H170V180L171 179H169ZM215 176H216V174H215ZM220 176V175H219ZM229 176V175H228ZM235 176H233V179H234V177ZM118 177H119V175H118ZM122 177V176H121ZM120 177V178H121ZM128 177H129V175H128ZM145 177V176H144ZM227 177V176H226ZM230 177H232V175H230ZM247 177H249V176H247ZM246 177V178H247ZM102 178V179H103ZM107 178H106V180H107ZM137 178V177H136ZM140 178V177H139ZM138 178V179H139ZM149 178V177H148ZM157 178V177H156ZM214 178V177H213ZM223 178H225V177H223ZM228 178V177H227ZM238 178H240V177H238ZM241 178V179H242ZM245 178V179H246ZM154 179V178H153ZM236 179V178H235ZM241 179L239 180V181H241ZM244 179V180H245ZM104 180V179H103ZM112 180H113V178H112ZM114 180H115V177H114ZM120 180V179H119ZM132 180H134L133 178H132ZM219 180V179H218ZM225 180H227V179H225ZM228 180H231V179H228ZM227 180V181H228ZM108 181V182H109ZM125 181V180H124ZM127 182H128V180H126ZM125 181V182H126ZM139 181V180H138ZM156 181H157V179H156ZM206 181V179L204 180V182ZM106 181H104V183H105ZM142 182V181H141ZM141 182H140V184H141ZM207 182H208V180H207ZM216 182V181H215ZM218 182V181H217ZM226 182V181H225ZM242 182V181H241ZM134 183V182H133ZM132 183V184H133ZM144 183V182H143ZM156 183V182H155ZM164 183V182H163ZM201 183V182H200ZM200 183L198 184L199 186H200ZM220 183V182H219ZM232 183H233V180H232ZM238 183V182H237ZM111 184V183H110ZM109 184V185H110ZM113 184V183H112ZM125 184V183H124ZM129 184V183H128ZM139 184V183H138ZM139 184V185H140ZM206 184V183H205ZM208 185H210L209 183H207ZM218 184V183H217ZM217 184H215L216 186H214V188L215 187H217ZM228 184L230 185V182L228 181ZM239 184H240V182H239ZM108 185V184H107ZM136 185V184H135ZM145 185V184H144ZM154 185V184H153ZM162 185V184H161ZM213 185V184H212ZM233 185V184H232ZM237 185V184H236ZM113 186V185H112ZM134 186V185H133ZM141 186H143L142 184H141ZM157 186V185H156ZM198 186V187H199ZM207 186V185H206ZM218 186H220V185H218ZM231 186V185H230ZM83 187V186H82ZM92 187L93 186H91L90 187V189H92ZM96 187H98V188H102L103 187V184L101 183V182H99L98 184H97V186ZM110 187V186H109ZM148 187V186H147ZM166 187V186H165ZM207 187H209V186H207ZM211 187H213V186H211ZM227 187H228V185H227ZM227 187H225V189L227 188ZM108 188V187H107ZM111 188V187H110ZM127 188V187H126ZM129 188V187H128ZM132 188H134V187H132ZM137 188V187H136ZM135 188V189H136ZM142 188H144V187H142ZM149 188V187H148ZM177 188H178V186H177ZM203 188H204V186H203ZM214 188H213V190H214ZM220 188V190L222 189L221 188V186L219 187ZM230 188V187H229ZM228 188V189H229ZM235 188V187H234ZM237 188V187H236ZM235 188V189H236ZM89 189V188H88ZM120 189H121V187H120ZM125 189V188H124ZM141 189V188H140ZM167 189V188H166ZM179 189V188H178ZM201 189V188H200ZM207 189V188H206ZM225 189H224V191H225ZM227 189V190H228ZM233 188H231V190H232ZM93 190V189H92ZM99 190V189H98ZM138 190V189H137ZM145 190H147V189H145ZM154 190V189H153ZM157 190V189H156ZM197 190V189H196ZM210 190V189H209ZM230 190V189H229ZM107 191V190H106ZM140 191V190H139ZM143 191V190H142ZM183 191V190H182ZM212 191V190H211ZM219 191V190H218ZM237 191V190H236ZM243 191V190H242ZM94 192V191H93ZM108 192V191H107ZM124 192H127V191H124ZM136 192V191H135ZM138 192V191H137ZM146 192V191H145ZM144 192V193H145ZM152 192V191H151ZM179 192V191H178ZM199 192V191H198ZM203 192V191H202ZM229 192V191H228ZM84 193V192H83ZM99 193H101V192H99ZM105 193V192H104ZM103 193V194H104ZM133 193V192H132ZM141 193V192H140ZM148 193V192H147ZM147 193H146V195L145 194H141V196L142 195H144V197L145 198H147L148 196H147ZM212 193V192H211ZM211 193H209V194H211ZM221 193V192H220ZM223 193V192H222ZM97 194V193H96ZM102 194V193H101ZM110 194V193H109ZM115 194V193H114ZM116 194H118V193H116ZM129 195H130V193H128ZM195 194V193H194ZM194 194H193V196H194ZM98 195V194H97ZM150 195V194H149ZM154 195V194H153ZM200 196H201V194H199ZM213 196L214 195H216V194H212ZM219 195V194H218ZM217 195V196H218ZM223 195H224V193H223ZM232 195V194H231ZM94 196V195H93ZM103 196V195H102ZM105 196V195H104ZM114 196H116V195H114ZM121 196V195H120ZM125 196V194L123 195V197ZM162 196V195H161ZM196 196V195H195ZM202 196H203V194H202ZM207 196V195H206ZM210 196V195H209ZM100 197V196H99ZM106 197V196H105ZM104 197V198H105ZM126 197V196H125ZM133 197V196H132ZM134 197H135V195H134ZM208 197V196H207ZM97 198V197H96ZM110 198H113V197H110ZM115 198V197H114ZM128 198H130V196L128 197ZM138 198V197H137ZM154 198H156V197H154ZM193 198V197H192ZM99 199V198H98ZM118 199V198H117ZM157 199V198H156ZM188 199H189V197H188ZM237 199V198H236ZM120 200V199H119ZM127 200V199H126ZM131 200H132V198H131ZM138 201H139V199H137ZM142 200H144V199H142ZM155 200V199H154ZM190 200V199H189ZM215 200V199H214ZM239 200V199H238ZM108 201V200H107ZM147 200H145V202H146ZM153 201V200H152ZM158 202H160V200H157ZM162 201H164V200H162ZM161 201V203H163ZM185 201V200H184ZM197 201H198V199H197ZM233 201V200H232ZM234 201H236V200H234ZM94 202V201H93ZM111 202H113V201H111ZM117 202V201H116ZM131 202V201H130ZM135 202V203H134ZM140 202V201H139ZM193 202V201H192ZM215 202V201H214ZM217 202V201H216ZM220 202V201H219ZM238 202V201H237ZM239 202H241V200H239ZM254 202V201H253ZM101 203V202H100ZM109 203H110V201H109ZM115 203V202H114ZM126 203H128V201L126 202ZM131 203H134L135 204V207L136 206H138V205H136V204H138V202L136 203V200L135 201H133V202H131ZM188 203V202H187ZM99 204V203H98ZM97 204V205H98ZM105 204V203H104ZM124 204H125V202H124ZM141 204V203H140ZM140 204H139V206H140ZM153 204H154V202H153ZM190 204H192V203H190ZM189 204V206H190V208H192V206ZM206 204V203H205ZM204 204V205H205ZM214 204H216V203H214ZM233 204V203H232ZM242 204V203H241ZM68 205V204H67ZM113 205H115V204H113ZM119 205V204H118ZM126 205V204H125ZM129 205L130 206H133L132 204H130L129 203ZM142 205V204H141ZM150 205V204H149ZM226 205V204H225ZM235 205V204H234ZM240 205V204H239ZM99 206V205H98ZM107 206V205H106ZM121 206H123V203H122V205ZM129 206V207H130ZM139 206L138 207H136V208H139ZM143 206V205H142ZM154 206V205H153ZM186 206V205H185ZM209 206V205H208ZM229 206V205H228ZM124 207V206H123ZM149 207H151V205L149 206ZM242 207V206H241ZM87 208V207H86ZM99 208V207H98ZM107 208V207H106ZM109 208H110V206H109ZM113 208H114V210H116L115 209V207L113 206ZM124 208H126V207H124ZM134 208V207H133ZM141 208V207H140ZM144 208H145V205H144ZM143 208V209H144ZM146 208H148V207H146ZM151 208H153V207H151ZM189 208V207H188ZM208 208V207H207ZM212 208V207H211ZM219 208V207H218ZM226 208V207H225ZM244 208V207H243ZM243 208H241V209H243ZM83 209V208H82ZM112 209V208H111ZM117 209H118V207H117ZM120 209V208H119ZM118 209V210H119ZM131 208H129V210H130ZM153 209H155V207L153 208ZM217 209V208H216ZM229 209V208H228ZM232 209H235V207H232ZM250 209V208H249ZM105 210V209H104ZM121 210V209H120ZM190 210H192V209H190ZM240 210V209H239ZM238 210V211H239ZM73 211H74V208H73ZM96 211H97V208H96ZM109 211V210H108ZM111 211V210H110ZM122 211H123V208H122ZM126 211H128V208H127V210ZM132 211V210H131ZM136 210L134 209V212H135ZM138 212H139V209L137 210ZM144 211V210H143ZM150 211H151V209H150ZM154 211V210H153ZM230 211V210H229ZM228 211V212H229ZM232 211V210H231ZM129 212V211H128ZM145 212V211H144ZM187 212V211H186ZM193 212H194V210H193ZM206 212V211H205ZM208 212V211H207ZM212 212V211H211ZM222 212V211H221ZM224 212H226V211H224ZM233 212H235V211H233ZM232 212V213H233ZM66 213V212H65ZM110 213H112V212H110ZM121 213H123V215H127V214H129V213H127V214H124V211L123 212H121ZM142 213V212H141ZM147 213V212H146ZM145 213V214H146ZM148 213H150V212H148ZM227 213V212H226ZM232 213H231V215H229V213H228V215L231 217L232 216ZM254 213V212H253ZM253 213H250V217H251V215L253 214ZM72 214V213H71ZM70 214V215H71ZM131 214H132V212H131ZM131 214H130V216H131ZM151 214V213H150ZM213 214V213H212ZM223 215H221V216H225L224 215V213H222ZM234 214V213H233ZM118 215H119V212H118ZM117 215V216H118ZM122 215V216H123ZM149 214H147V216H148ZM235 215V214H234ZM238 215H239V213H238ZM246 215H248V213L246 214ZM91 216V215H90ZM116 216V217H117ZM129 216V215H128ZM130 216H129V218H130ZM137 216V215H136ZM143 216V215H142ZM146 216V215H145ZM198 216V215H197ZM210 216V215H209ZM221 216L219 217L220 219H221ZM255 216V215H254ZM71 217H72V215H71ZM151 216L149 215V218H150ZM192 217V216H191ZM226 217V216H225ZM235 217H237V215L235 216ZM249 217V218H250ZM144 218H146V217H144ZM148 218V217H147ZM152 218V217H151ZM150 218V219H151ZM190 218V217H189ZM218 218V216H217V219H219ZM238 219H239V217H237ZM117 219V218H116ZM119 219V218H118ZM117 219V220H118ZM125 219V218H124ZM123 218H122V220L121 221H123L124 220ZM196 219V218H195ZM199 219V218H198ZM208 219V218H207ZM216 219V220H217ZM224 219V218H223ZM222 219V220H223ZM226 219H228V218H226ZM226 219H224V221L226 220ZM241 219V218H240ZM246 219V218H245ZM183 220H185V219H183ZM188 219H186V221H187ZM192 220V219H191ZM193 220H194V218H193ZM120 221V222H121ZM218 221V220H217ZM234 223H232V224H235V222L237 223V221H234V220H232ZM119 222V223H120ZM206 222V221H205ZM215 223H217V222H215ZM219 223V222H218ZM203 224V223H202ZM191 224H190V222H181V223H172L171 225H170V227L168 228V231H167V233H166V236H171V235H173L174 237H170V238H174V240L175 239H177V242L176 243H179L180 241H184V242H186L185 241V239H186V237L187 236H189L188 235V233H189V231H192V230H190L192 227L190 226ZM201 225V224H200ZM199 224H198V226H200ZM236 225V224H235ZM212 226V225H211ZM220 226V225H219ZM233 226V225H232ZM231 226V227H232ZM201 227V226H200ZM222 227V226H221ZM235 227H237V226H234V228ZM97 228V227H96ZM125 228V227H124ZM199 228V227H198ZM228 228V227H227ZM233 227H232V229H234ZM193 229H194V227H193ZM218 229V228H217ZM229 229V228H228ZM227 229V230H228ZM105 230V229H104ZM120 230V229H119ZM221 230V229H220ZM238 230V229H237ZM100 231V230H99ZM125 231V230H124ZM123 231V232H124ZM155 231V230H154ZM153 231V232H154ZM207 231V230H206ZM214 231H216V230H214ZM234 231V230H233ZM233 231H229V233L231 232V235H233L234 234V232ZM239 231V230H238ZM104 232V231H103ZM113 232V231H112ZM219 232V231H218ZM217 232V234H216V232H215V237L216 236H218V233ZM222 232V231H221ZM232 232H233V234H232ZM264 232V231H263ZM108 233H109V231H108ZM196 233V232H195ZM202 233V232H201ZM204 233V232H203ZM208 233V232H207ZM224 233H225V231H224ZM223 233V234H224ZM239 233V232H238ZM115 234V233H114ZM190 235H191V233H189ZM221 234V233H220ZM219 234V235H220ZM227 234H228V232H227ZM227 234H225V235H227ZM126 235V234H125ZM142 235V234H141ZM208 235V234H207ZM223 236V237H225L226 238V236ZM230 234H228V236H229ZM263 235V234H262ZM107 236V235H106ZM118 237H119V235H117ZM194 236V235H193ZM221 236V235H220ZM219 236V237H220ZM227 236V237H228ZM122 237V236H121ZM201 237V236H200ZM203 237V236H202ZM204 237H206V236H204ZM218 237V239L219 240H221V237L219 238ZM236 236H229V239L231 238V239H236L235 238ZM262 237V236H261ZM110 238V237H109ZM112 238V237H111ZM110 238V240H112ZM116 238V237H115ZM120 238V237H119ZM168 238V237H167ZM169 238V239H170ZM106 239V238H105ZM123 239V238H122ZM141 239V238H140ZM166 239V238H165ZM197 239H199V237L197 238ZM210 239V238H209ZM217 239V238H216ZM217 239V240H218ZM94 240V239H93ZM96 240H99V239H96ZM102 240V239H101ZM107 240V239H106ZM174 240H170L171 242H173ZM201 240V239H200ZM199 240V241H200ZM206 240V239H205ZM204 240V241H205ZM218 240V241H219ZM222 240H223V238H222ZM225 240V239H224ZM92 241V240H91ZM95 241V240H94ZM93 241V242H94ZM100 241V240H99ZM139 241V240H138ZM169 241V242H170ZM176 241V240H175ZM174 241V242H175ZM190 241V240H189ZM217 241V242H218ZM228 241V240H227ZM226 241V242H227ZM233 241H235V240H233ZM217 242H214V243H216L217 245H218V243ZM220 242V241H219ZM232 241H230V243H231ZM261 242V241H260ZM212 243V242H211ZM233 243V242H232ZM231 243V244H232ZM78 244V243H77ZM89 244V243H88ZM93 244V243H92ZM101 245L99 246V247H97L96 246V250L98 251V252H102L103 253V251H105V248H106V246H105V242H104V240H103V242L102 243H100ZM126 244V243H125ZM149 244V243H148ZM184 244V243H183ZM191 244V243H190ZM213 244V243H212ZM215 244V245H216ZM221 244H222V246H223V243L222 242H220V248H221ZM253 244V243H252ZM98 245V244H97ZM107 245V244H106ZM123 245V244H122ZM128 245V244H127ZM133 245V244H132ZM180 245V244H179ZM202 245H203V243H202ZM224 245H226V243L224 244ZM229 245V244H228ZM263 244L261 243V246H262ZM77 246V245H76ZM121 246V245H120ZM175 246H178L177 244L175 245ZM204 246V245H203ZM202 246V247H203ZM208 246V245H207ZM229 246H231V245H229ZM254 246V245H253ZM257 246V245H256ZM110 247V246H109ZM122 247V246H121ZM128 247V246H127ZM189 247V246H188ZM218 248H217V250L216 251H218L219 250V252L220 253H223L222 255L224 256V252L222 251V250H225V249H219V245L217 246ZM228 247V246H227ZM252 247V246H251ZM255 247V246H254ZM263 247V246H262ZM124 248H125V246H124ZM162 248V247H161ZM174 248H176V247H174ZM179 248V247H178ZM200 248V247H199ZM207 248V247H206ZM225 248H226V246H225ZM76 249H77V247H76ZM133 249V251H134V249L135 248H132ZM182 249V248H181ZM186 249V248H185ZM196 249V248H195ZM227 249V248H226ZM230 249V248H229ZM261 249V248H260ZM262 249H264V248H262ZM262 249H261V251H262ZM87 250V249H86ZM94 250V249H93ZM100 250V251H99ZM178 250V249H177ZM192 250V249H191ZM206 250V249H205ZM214 251H212V252H208V253H210V255L209 256H206L207 258H205V259H208V262L210 263V262H213L212 260H216L217 261V259H218V257L216 256V254L218 255V254H220V253H216L215 254V249H213ZM222 252H221V251ZM258 250V249H257ZM124 251V250H123ZM141 251V250H140ZM145 251V250H144ZM185 251V250H184ZM207 251H208V249H207ZM264 251V250H263ZM83 252V251H82ZM106 252V251H105ZM109 252V251H108ZM132 252V251H131ZM153 252V251H152ZM178 252H179V250H178ZM183 252V251H182ZM197 252V251H196ZM80 253V252H79ZM90 253H91V251H90ZM110 253V252H109ZM124 253V252H123ZM126 254H127V252H125ZM174 253V252H173ZM173 253H172V255H173ZM193 253V252H192ZM226 253H228L227 251H226ZM99 254V253H98ZM97 254V255H98ZM142 254V253H141ZM144 254V253H143ZM207 254V253H206ZM212 254V255H211ZM214 254H215V258L217 257V259H215L214 258ZM258 254H260V253H258ZM105 255H106V253H105ZM129 255V254H128ZM131 255V254H130ZM138 255H139V253H138ZM150 255H152V254H150ZM162 255V254H161ZM170 255V254H169ZM172 255H170V256H172ZM175 255V254H174ZM181 255H183V254H181ZM197 255V254H196ZM208 255V254H207ZM221 255V257H223ZM92 256V255H91ZM91 256H90V258H91ZM94 256V255H93ZM100 256H102V255H100ZM152 256H153V258H152ZM152 256H150L149 258H151V260L153 261V260H155L154 258H157V257H159L160 256V251H159V256H155L154 257V255H152ZM169 256V257H170ZM177 256H179L178 254H177ZM106 257L108 258L109 257V255L107 256L106 255ZM105 257V258H106ZM115 258H117L116 256H114ZM113 257V258H114ZM123 257V256H122ZM124 257H125V255H124ZM129 258H130V256H128ZM146 257V256H145ZM144 256H138V258H142V259H144L145 258ZM162 256H160L159 257V259L161 258ZM164 258H166L165 256H163ZM227 257V256H226ZM257 257V256H256ZM50 258V257H49ZM112 258V257H111ZM115 258L112 260V261H114L115 260ZM131 258H132V256H131ZM128 259L129 261L130 260H133V259ZM147 258V257H146ZM148 258V259H149ZM164 258H163V263H164ZM178 258V257H177ZM180 258H181V256H180ZM220 258V257H219ZM96 259V258H95ZM94 259V260H95ZM136 259H137V256H136ZM136 259H135V261H136ZM141 259V260H142ZM158 259V258H157ZM159 259H158V262H159ZM162 259V258H161ZM161 259H160V261H161ZM167 259H168V257H167ZM179 259V258H178ZM241 259V258H240ZM52 260V259H51ZM79 260V259H78ZM101 260V259H100ZM102 260H103V258H102ZM101 260V261H102ZM141 260H138V262L139 261H141ZM170 260H172V259H170ZM170 260H169V263H170ZM222 259H220V261L219 262H221L222 264H223V262L222 261H225L224 259L221 261ZM72 261V260H71ZM77 261V260H76ZM82 261V260H81ZM100 261V262H101ZM145 261V260H144ZM148 261V260H147ZM147 261H145V262H147ZM156 261V260H155ZM154 261V262H155ZM166 261V260H165ZM180 261V260H179ZM199 261V260H198ZM207 261V260H206ZM66 262H67V260H66ZM91 262V261H90ZM97 263H98V261H96ZM103 262V261H102ZM131 262V261H130ZM137 262V263H138ZM144 262V263H145ZM166 262H168V260L166 261ZM172 262V261H171ZM175 262H177V261H175ZM182 262V261H181ZM208 262H205V263H208ZM219 262H215V263H217V264H220ZM36 262H34L33 260H31L30 261V264H35ZM45 264V262L43 261V262H41V264ZM135 263V262H134ZM133 263V264H134ZM141 263H142V261H141ZM144 263H142V264H144ZM160 263H162V262H160ZM159 263V264H160ZM174 263V262H173ZM226 263H228L227 262V260H226V262L224 263V264H226ZM37 264V263H36ZM48 264V263H47ZM52 264V263H51ZM54 264V263H53ZM66 264V263H65ZM73 264V263H72ZM92 264H94V262H92ZM98 264H100V263H98ZM110 264V263H109ZM130 264V263H129ZM132 264V263H131ZM146 264V263H145ZM148 264V263H147ZM155 264H156V262H155ZM158 264V263H157ZM165 264V263H164ZM167 264V263H166ZM171 264V263H170ZM180 264V263H179ZM211 264V263H210ZM212 264H214V262L212 263Z\"/></svg>",
    "mask_w": 264,
    "mask_h": 264
}]
</instances>
